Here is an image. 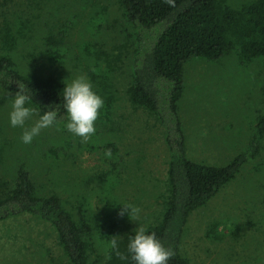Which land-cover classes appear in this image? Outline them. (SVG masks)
<instances>
[{
  "label": "rangeland",
  "instance_id": "374dc122",
  "mask_svg": "<svg viewBox=\"0 0 264 264\" xmlns=\"http://www.w3.org/2000/svg\"><path fill=\"white\" fill-rule=\"evenodd\" d=\"M62 25L69 27L65 44L55 42L62 36ZM132 30L118 0H0V55L12 56L20 68L66 76L69 83L85 75L95 91L100 79L94 80L91 72L102 69L113 96V101L108 98L112 104L104 102L106 114L97 119L87 141L67 131L66 119L42 129L34 139H47L62 149L56 156H44L32 143L21 142L23 130L9 121L15 94L0 90V175L16 159L26 158L40 191L57 193L77 221L88 222L89 264H109L113 236L123 239L139 225L157 223L168 196L165 126L129 102L128 58L113 64L97 52L113 47L132 51L124 36ZM55 50L61 51L60 60L51 56ZM237 61L232 56L220 63L187 64L180 108L188 155L194 160L226 164L246 148L253 123L264 111V65L257 61L243 67ZM37 119L36 114L25 127ZM104 144H114L122 155L126 168L119 177L105 173ZM126 203L139 208L138 217H115ZM182 250L193 264H264V143L255 160L192 212ZM0 264L72 263L55 228L25 213L0 221Z\"/></svg>",
  "mask_w": 264,
  "mask_h": 264
},
{
  "label": "trees",
  "instance_id": "16d2710c",
  "mask_svg": "<svg viewBox=\"0 0 264 264\" xmlns=\"http://www.w3.org/2000/svg\"><path fill=\"white\" fill-rule=\"evenodd\" d=\"M237 1L118 0L124 22L133 29L132 33L124 31L132 51L126 47L125 52L124 49L118 51L116 47L111 51L97 49L100 57L104 56L113 64L125 62L124 56L128 58L129 82L125 90L129 102L148 110L165 126L169 153L168 196L159 221L146 228L155 232L165 247L174 250L175 255L169 264H193L182 250L190 215L233 181L263 148L264 111L253 123L246 148L226 164L194 160L188 155L186 146L180 106L186 91L187 64L198 60L220 63L235 56L236 64L243 67L257 61L264 65V0ZM62 26V36L56 39V43H63L69 34V27ZM61 55L60 50L51 53L58 60ZM36 70L20 68L12 56L0 55V90L16 94L19 85L30 87L33 95L31 106L37 110V115L51 106L52 109L57 108V122H60L66 117L62 91L65 83L69 82L66 76L58 78L44 70ZM93 71L94 80L100 79L96 92L105 95V103L112 104L113 96L108 93L101 75L103 70ZM108 98L112 101L108 102ZM105 114L102 108L98 119ZM45 140L32 141L33 148L42 155L56 156L62 150ZM109 146L111 156H102L108 168L105 173L119 177L126 164L114 144L102 145V151L105 153ZM121 209L122 206L116 218L125 215H120ZM25 213L49 222L55 228L63 251L72 264L90 263L88 222L86 219L78 222L57 193L40 191L30 162L22 157L9 166L7 173L0 175V221ZM132 234L134 232L118 239L119 250L126 255L128 237ZM108 258L109 264H135L130 258L121 261L111 248Z\"/></svg>",
  "mask_w": 264,
  "mask_h": 264
},
{
  "label": "clouds",
  "instance_id": "9594fccd",
  "mask_svg": "<svg viewBox=\"0 0 264 264\" xmlns=\"http://www.w3.org/2000/svg\"><path fill=\"white\" fill-rule=\"evenodd\" d=\"M65 85L62 91L63 108L66 113L65 127L70 133L87 141L96 131L95 122L104 106V99L95 91L93 83L85 75H80ZM32 96L30 87L19 85V90L11 98L10 125L23 130L20 140L25 145L31 144L42 129L57 123V108L52 109L49 106L30 128L25 127L26 122L37 114V110L31 106ZM105 155L110 157L111 150H107ZM120 205H122L120 215L127 214L132 220L139 216L138 207L130 203ZM118 237L113 236L108 244L121 261L130 258L135 264H169L175 255L174 250L165 247L155 232H149L143 225H139L134 229V234L128 237L127 255L120 252Z\"/></svg>",
  "mask_w": 264,
  "mask_h": 264
}]
</instances>
